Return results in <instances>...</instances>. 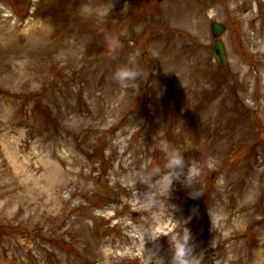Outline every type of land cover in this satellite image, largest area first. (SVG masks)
<instances>
[{
	"label": "rangeland",
	"instance_id": "obj_1",
	"mask_svg": "<svg viewBox=\"0 0 264 264\" xmlns=\"http://www.w3.org/2000/svg\"><path fill=\"white\" fill-rule=\"evenodd\" d=\"M185 229L264 264V0H0V264H171Z\"/></svg>",
	"mask_w": 264,
	"mask_h": 264
},
{
	"label": "clouds",
	"instance_id": "obj_2",
	"mask_svg": "<svg viewBox=\"0 0 264 264\" xmlns=\"http://www.w3.org/2000/svg\"><path fill=\"white\" fill-rule=\"evenodd\" d=\"M137 76V72L129 67H124L118 69L114 73L115 79L118 81H126L134 79ZM183 166V159L179 153L172 155L168 162L169 168H181ZM171 185V178H166L164 187L167 188ZM156 235L152 233L151 239L155 240ZM190 239V234L187 229L184 230L182 238H177V236L172 237V257L171 264H200L199 260L194 256H190L192 251L188 246V241ZM155 259V264H165L164 258L159 257L155 253L149 256L145 260V264H152V260Z\"/></svg>",
	"mask_w": 264,
	"mask_h": 264
},
{
	"label": "water",
	"instance_id": "obj_3",
	"mask_svg": "<svg viewBox=\"0 0 264 264\" xmlns=\"http://www.w3.org/2000/svg\"><path fill=\"white\" fill-rule=\"evenodd\" d=\"M211 31L215 38H218L224 31L225 27L219 23H212ZM213 52L217 59V61L221 64V66L227 65L226 51L224 45L219 40L215 41L213 44Z\"/></svg>",
	"mask_w": 264,
	"mask_h": 264
},
{
	"label": "bare ground",
	"instance_id": "obj_4",
	"mask_svg": "<svg viewBox=\"0 0 264 264\" xmlns=\"http://www.w3.org/2000/svg\"><path fill=\"white\" fill-rule=\"evenodd\" d=\"M203 263L206 264V261L205 260L200 261V264H203ZM209 264H213V263H209Z\"/></svg>",
	"mask_w": 264,
	"mask_h": 264
}]
</instances>
